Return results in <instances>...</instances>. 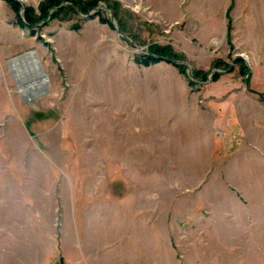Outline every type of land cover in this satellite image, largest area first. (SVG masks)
Returning a JSON list of instances; mask_svg holds the SVG:
<instances>
[{"label": "rangeland", "instance_id": "1", "mask_svg": "<svg viewBox=\"0 0 264 264\" xmlns=\"http://www.w3.org/2000/svg\"><path fill=\"white\" fill-rule=\"evenodd\" d=\"M165 1L99 0L112 24L50 19L63 1L32 33L0 0V264H264L236 183L264 140V0ZM153 45L184 72L135 63ZM33 50L29 99L8 61Z\"/></svg>", "mask_w": 264, "mask_h": 264}, {"label": "trees", "instance_id": "2", "mask_svg": "<svg viewBox=\"0 0 264 264\" xmlns=\"http://www.w3.org/2000/svg\"><path fill=\"white\" fill-rule=\"evenodd\" d=\"M13 9L17 13V23L23 27V28H29L32 30V33H35V27L40 24L41 21H44L51 11L58 6L61 5L63 1H69L71 4L66 7H60L61 9L56 10L55 12H52L50 19H62L67 20L64 16L62 17V13H81L83 15H88L91 12H93L92 16L99 17L100 22L102 23H108L112 24L110 20L105 18L103 16V12L99 8V0H45L39 5L40 15H37L35 13L34 9L26 8L24 11L23 17L20 16L18 13L21 9V4L17 0H7ZM80 25H74L73 29H79ZM162 60H167L169 62H172L180 72H184V61L181 59V56H179L176 52H174L172 49H168L163 46L159 45H153L149 47V52L145 54V56L140 57L137 56L135 58V63L142 64L144 66H151L153 64H156ZM238 61H241L240 58H237ZM245 68V67H244ZM243 71V67L241 72ZM195 80L190 79L189 84L190 85H196L200 81H205L208 77V73L204 70H196L193 73ZM219 79L218 73L213 74V80L217 81Z\"/></svg>", "mask_w": 264, "mask_h": 264}, {"label": "crops", "instance_id": "3", "mask_svg": "<svg viewBox=\"0 0 264 264\" xmlns=\"http://www.w3.org/2000/svg\"><path fill=\"white\" fill-rule=\"evenodd\" d=\"M165 1V0H164ZM166 3V1H165ZM173 0H170V4H165L172 7ZM162 4V1H161ZM261 118L264 120V113ZM260 128H264L261 125ZM258 134H260L258 132ZM254 138V137H253ZM264 140L261 143H255L251 140L255 146H251L249 149L242 148L241 155L245 158L241 171L240 178L236 183L249 184L251 195V208L252 216L254 217L251 222V232L262 233L264 235ZM261 216V218L259 217ZM258 237V236H257ZM259 247L260 245H255Z\"/></svg>", "mask_w": 264, "mask_h": 264}, {"label": "bare ground", "instance_id": "4", "mask_svg": "<svg viewBox=\"0 0 264 264\" xmlns=\"http://www.w3.org/2000/svg\"><path fill=\"white\" fill-rule=\"evenodd\" d=\"M8 65L20 94L31 99L42 96L48 90L49 80L34 50L11 58Z\"/></svg>", "mask_w": 264, "mask_h": 264}, {"label": "water", "instance_id": "5", "mask_svg": "<svg viewBox=\"0 0 264 264\" xmlns=\"http://www.w3.org/2000/svg\"><path fill=\"white\" fill-rule=\"evenodd\" d=\"M98 9H101L100 7L98 8ZM106 10H109V9H106ZM110 11V10H109ZM84 18H86V19H90L91 18V16L93 15V12H91L90 14H88V15H83V14H81ZM238 56H241V55H238ZM190 75H192V74H190ZM61 264H63V258L61 257Z\"/></svg>", "mask_w": 264, "mask_h": 264}]
</instances>
